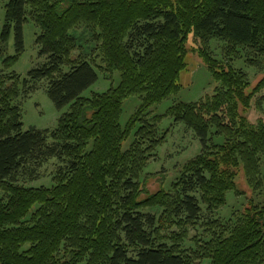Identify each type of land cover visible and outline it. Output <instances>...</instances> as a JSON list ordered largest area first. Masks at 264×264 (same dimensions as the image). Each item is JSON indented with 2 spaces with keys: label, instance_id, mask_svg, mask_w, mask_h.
<instances>
[{
  "label": "trees",
  "instance_id": "trees-1",
  "mask_svg": "<svg viewBox=\"0 0 264 264\" xmlns=\"http://www.w3.org/2000/svg\"><path fill=\"white\" fill-rule=\"evenodd\" d=\"M29 20L40 30L45 63L22 80L8 72L25 53ZM83 25L94 35L99 67L72 57L78 44L71 32ZM13 31L15 55L4 58ZM190 38L219 87L168 114L194 131L203 151L169 191L142 198L141 176L167 137L150 110L181 91ZM216 39L228 58L247 52L248 65L264 72V0L8 2L0 33V264H264V202L253 199L236 222L204 223L207 239L196 240V251L181 248L206 221L202 204L213 213L229 193L245 194L240 174L253 193L264 188V119L253 124L247 116L263 111L264 77L252 88L244 72L214 59L208 44ZM96 68L119 73L120 84L84 98L99 80ZM43 81L55 108L70 112L54 132L25 131L16 101ZM133 97L141 105L123 127L124 103ZM215 138L222 144L209 147ZM53 159L61 164L53 188L17 185ZM153 209L160 217L145 213Z\"/></svg>",
  "mask_w": 264,
  "mask_h": 264
},
{
  "label": "rangeland",
  "instance_id": "rangeland-1",
  "mask_svg": "<svg viewBox=\"0 0 264 264\" xmlns=\"http://www.w3.org/2000/svg\"><path fill=\"white\" fill-rule=\"evenodd\" d=\"M9 1L10 0L0 1V33L5 24L6 5ZM63 8L66 7L64 6ZM39 35L40 30L29 20V22L24 25L25 53L8 73H14L23 80L27 78L31 70L41 67L45 63V58L39 57V47L36 45V38ZM71 35L76 39L78 44V50L72 57L74 59L79 57L94 59L96 67L101 66L100 59L96 53L94 35L91 31L83 25L73 30ZM199 46L200 44L196 43L193 38H190V54L187 59V70L182 73L179 82L181 91L150 110L151 118L162 117V121L158 128L159 133L161 135L167 134V137L164 145L155 152L154 157L141 176L142 198L155 194L161 190L169 191L172 184L181 177L186 164L198 157L203 151L201 141L194 131L189 129L185 124L176 123L175 119L168 114V110L176 104L197 103L206 96L213 95L215 89L219 87L197 53ZM226 46L227 45L223 41L217 39L212 40L208 44V51L217 61L229 63L236 70L244 72L248 76L252 88L256 87L263 79L264 72L248 65L247 52H240L239 59L228 58L225 51ZM1 51L4 52V58L15 55L14 31L8 45L1 48ZM2 70H4L3 59H0V72ZM96 70L99 80L83 94L84 98H91L94 94L107 93L112 87H117L120 84L121 79L119 73L111 75L101 73L97 68ZM65 71H68V68H66ZM47 88V81L30 85L29 89L27 91L24 90L20 98L16 101V105L19 106L22 111L25 131L36 129L54 132L58 128L61 117L70 112V107L62 111L55 108L48 96ZM262 95H264V90ZM140 105L141 99L139 97L130 98L124 103L123 116L121 118V125L123 127L126 126ZM247 116L253 124L261 118L264 119V106L262 112L253 108ZM222 141L223 140L215 138L214 144H209V147L217 144L221 145ZM50 143H52V141H50ZM131 144L132 139L126 143L125 150H127ZM60 167L61 164L57 159L50 160L43 168L37 171L35 177H29L28 175L20 177L17 185L28 189L53 188L55 186V177ZM262 177L264 179V164L262 166ZM238 187L241 191H244L245 194L237 196L235 193H229L227 195L226 206L220 210L210 213L205 205H201L203 218H205L206 221L190 230L189 238L181 246L182 250L196 251V240L206 241L207 228L202 226L209 220L218 221L221 225H228L229 223L236 222L237 215L244 210L250 199H253L256 203L264 202V188L258 193H253L251 189L248 188L242 174L238 177ZM198 198L200 199V196H198ZM145 213H152L160 217L162 210H147ZM171 244L172 242H169V245ZM201 264H210V262L204 261Z\"/></svg>",
  "mask_w": 264,
  "mask_h": 264
}]
</instances>
